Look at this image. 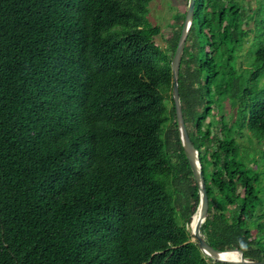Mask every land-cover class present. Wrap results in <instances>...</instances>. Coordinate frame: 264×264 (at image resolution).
I'll use <instances>...</instances> for the list:
<instances>
[{
    "label": "trees",
    "instance_id": "1",
    "mask_svg": "<svg viewBox=\"0 0 264 264\" xmlns=\"http://www.w3.org/2000/svg\"><path fill=\"white\" fill-rule=\"evenodd\" d=\"M151 1L0 0V264H222L187 230L200 194L169 95L183 24L152 25ZM250 2L196 0L179 91L209 197L202 233L264 261V147L253 168L238 143L247 130L264 145V0ZM252 31L254 70L217 131L215 52L230 65Z\"/></svg>",
    "mask_w": 264,
    "mask_h": 264
},
{
    "label": "rangeland",
    "instance_id": "2",
    "mask_svg": "<svg viewBox=\"0 0 264 264\" xmlns=\"http://www.w3.org/2000/svg\"><path fill=\"white\" fill-rule=\"evenodd\" d=\"M259 0H251V2L247 5L251 9L257 10ZM187 0H152L149 4V22L152 25L161 26L163 29L166 30V32L173 31V32H179L181 30V25L183 22V16H186L187 12ZM247 12L248 10L245 9ZM251 12V11H250ZM248 24L249 29H253L255 27L254 20H246ZM170 25H173L172 27ZM170 27V28H168ZM195 32L191 35V41L192 43H197V47L195 48V51H192L193 57H198L200 61L204 62L207 59L208 54L206 53L207 50H205L203 43L200 42L196 38V32H197V26L195 23ZM159 42L162 46L168 49V44H165V40L162 37L158 38ZM260 38L258 37V33H250L249 38L245 41V44H243L241 47L238 48L237 53L235 54V60L230 65H227L226 62L220 61V57H218V54H228V52L225 50H219V52H215V49L212 48V51L210 53V56L213 52L216 53L215 58H217L216 65L219 71V81H223L225 83V89H227L226 96H221L219 91L215 94L214 101L216 103L212 106L211 115L206 123V126L209 125V123L212 126H215L214 129H217V131L220 129V123H217V120L225 117V120L228 124H232L235 118V115H237V105L239 104V94L242 93L244 89L248 87L246 83V78L250 75V72L253 71V62L255 57V52L257 47L259 46ZM188 52V51H187ZM191 56V55H190ZM208 76V73H204L203 78ZM230 80L233 81L231 87ZM215 93V92H214ZM172 96V92L169 94ZM235 95V97H234ZM238 96V98H237ZM170 107H173V103L171 98H169ZM236 103L237 105L233 106V104ZM217 123V124H216ZM175 130L174 123L171 122L167 127L166 130ZM250 132L247 130L243 131L242 136H239L238 143L240 146L241 152L251 153V156L249 155L248 165L250 167L255 168L253 159L256 157L258 158V154L256 153V149H263L264 145H260L257 143V140L255 137H249ZM259 149V150H261ZM257 150V152L259 151ZM255 151V152H253ZM257 161V160H256ZM212 170V169H211ZM215 171V168H213ZM212 173L210 170L208 171V174ZM256 173L263 174L264 173V167L260 168V170L256 171ZM190 225V224H189ZM189 225L187 226V230L190 232ZM191 234V232H190ZM214 262V261H213Z\"/></svg>",
    "mask_w": 264,
    "mask_h": 264
},
{
    "label": "water",
    "instance_id": "3",
    "mask_svg": "<svg viewBox=\"0 0 264 264\" xmlns=\"http://www.w3.org/2000/svg\"><path fill=\"white\" fill-rule=\"evenodd\" d=\"M196 0H189L185 20L181 30V35L179 38L178 46L175 51L172 60V72H173V101L176 112V120L178 125V131L180 135L181 144L184 149L185 156L190 164L191 170L193 172L194 179L197 183L199 194H200V204L193 215L192 220L197 216V221L194 229L191 232L192 242H196L199 246L201 252L213 260L215 263L222 264H264V261L249 260L245 258L244 252L242 250H230V251H219L214 249L208 242L204 234L202 233V226L205 224L209 215V197L207 194L206 181L202 171V164L200 160V153L197 150L190 138L184 113L181 103L180 91H179V76L181 63L184 55V51L187 45L188 36L191 32L192 24L194 21ZM229 252H237L241 255L239 261L226 260L222 258V255Z\"/></svg>",
    "mask_w": 264,
    "mask_h": 264
},
{
    "label": "bare ground",
    "instance_id": "4",
    "mask_svg": "<svg viewBox=\"0 0 264 264\" xmlns=\"http://www.w3.org/2000/svg\"><path fill=\"white\" fill-rule=\"evenodd\" d=\"M196 221H197V216L193 218V220L191 221L189 225L190 232H192V230L194 229ZM222 258L226 260L239 261L241 259V256L237 252H229V253L223 254Z\"/></svg>",
    "mask_w": 264,
    "mask_h": 264
},
{
    "label": "clouds",
    "instance_id": "5",
    "mask_svg": "<svg viewBox=\"0 0 264 264\" xmlns=\"http://www.w3.org/2000/svg\"><path fill=\"white\" fill-rule=\"evenodd\" d=\"M238 245H239V249L243 250V251H247V244L244 242V240L240 239L237 241Z\"/></svg>",
    "mask_w": 264,
    "mask_h": 264
}]
</instances>
